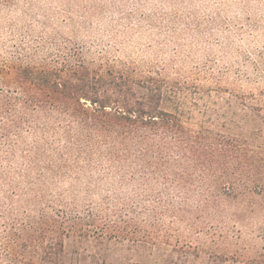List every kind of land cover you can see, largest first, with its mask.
<instances>
[{
  "label": "trees",
  "instance_id": "1",
  "mask_svg": "<svg viewBox=\"0 0 264 264\" xmlns=\"http://www.w3.org/2000/svg\"><path fill=\"white\" fill-rule=\"evenodd\" d=\"M5 69L0 84L13 93L0 94V112L13 109L18 140L24 128L62 134L68 147L89 163L108 164L122 182L134 181L125 180L132 170L147 187L164 189L143 218L113 220L52 205L14 212L3 240L2 257L11 260L0 264H82L89 247L102 257L93 264H112L106 248L117 254L126 243L131 259L142 252L157 258H148L151 264H264V233L261 246L246 244L240 233L245 215L264 211V89L247 100L161 72L97 65L80 53L41 62L29 56ZM204 218L216 226L207 228ZM178 224L191 241L179 237ZM221 244L226 253L209 252ZM249 251L256 256L245 258Z\"/></svg>",
  "mask_w": 264,
  "mask_h": 264
},
{
  "label": "rangeland",
  "instance_id": "2",
  "mask_svg": "<svg viewBox=\"0 0 264 264\" xmlns=\"http://www.w3.org/2000/svg\"><path fill=\"white\" fill-rule=\"evenodd\" d=\"M79 53L97 65L147 75L161 72L190 86L222 88L227 96L252 100L264 89V0H0V78L7 75L6 66L29 56L41 62ZM12 93L0 84V94ZM0 115V261L11 260L2 256L14 212L52 205L61 212L94 213L114 220L149 216L158 203L153 194L163 191L162 184L147 187L132 170L124 171L125 180L134 181L122 182V174L108 164L89 163L85 153L68 147L62 134L24 128L18 140L13 109ZM261 129L264 139V124ZM174 198L172 202L179 201ZM191 206L197 209L198 198ZM208 220L199 222L207 228L215 225ZM243 221L244 227L239 225L233 236H239L242 228L246 244L261 246L264 211L247 214ZM176 229L179 237L192 240L184 225ZM126 245H119L121 251L113 254L107 243V261L151 264L149 259H157L142 252H134L131 259ZM223 248L221 244L208 250L226 253ZM67 249L72 250L71 245ZM97 253L89 247L82 253V264L102 259ZM255 256L249 251L245 258Z\"/></svg>",
  "mask_w": 264,
  "mask_h": 264
}]
</instances>
